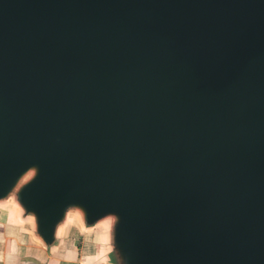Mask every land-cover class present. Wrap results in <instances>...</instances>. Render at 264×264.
Listing matches in <instances>:
<instances>
[{"label":"water","instance_id":"95a60500","mask_svg":"<svg viewBox=\"0 0 264 264\" xmlns=\"http://www.w3.org/2000/svg\"><path fill=\"white\" fill-rule=\"evenodd\" d=\"M46 244L114 215L122 264H264V0H0V200Z\"/></svg>","mask_w":264,"mask_h":264},{"label":"crops","instance_id":"0c3cea01","mask_svg":"<svg viewBox=\"0 0 264 264\" xmlns=\"http://www.w3.org/2000/svg\"><path fill=\"white\" fill-rule=\"evenodd\" d=\"M77 208L66 210L50 244L39 235L35 217L23 208L20 217L0 215V264H121L110 245L114 217L106 215L89 224ZM95 226L103 239H93Z\"/></svg>","mask_w":264,"mask_h":264},{"label":"rangeland","instance_id":"374dc122","mask_svg":"<svg viewBox=\"0 0 264 264\" xmlns=\"http://www.w3.org/2000/svg\"><path fill=\"white\" fill-rule=\"evenodd\" d=\"M33 176H34V172L27 181H29ZM27 181L19 183L17 187L13 188V190L9 193V195L6 198H4L3 200H0V213H1L0 215H2L1 218L4 217L3 213H5V212L8 213L10 215V217L11 216L12 217H15V216L20 217V215L23 214V210L21 208L22 206H21V204L17 198V193H18L20 187H22V185H24ZM115 223H116V217L114 220V224L112 226L113 231H114ZM94 229H95V231L92 232L93 239H95V240L101 239L102 237H101L100 228L95 226ZM0 236H1V234H0ZM113 243L114 242H113V235H112V238L110 240V245L112 244V246L114 247ZM114 249H115V247H114ZM121 264H122V262H121Z\"/></svg>","mask_w":264,"mask_h":264},{"label":"bare ground","instance_id":"6f19581e","mask_svg":"<svg viewBox=\"0 0 264 264\" xmlns=\"http://www.w3.org/2000/svg\"><path fill=\"white\" fill-rule=\"evenodd\" d=\"M33 172H34V170H30V171H28V172H26L20 179H19V181H18V183L15 185V187H17L18 186V184L19 183H22V182H25V181H27L29 178H30V176L33 174ZM14 187V188H15ZM77 209H79L81 212H82V214H83V211L80 209V208H77ZM30 214H32V213H30ZM33 215V214H32ZM34 216V215H33ZM113 217H114V220H115V216L114 215H112Z\"/></svg>","mask_w":264,"mask_h":264}]
</instances>
